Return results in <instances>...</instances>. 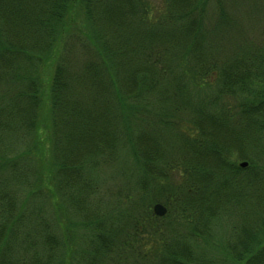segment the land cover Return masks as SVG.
<instances>
[{
	"label": "trees",
	"instance_id": "obj_1",
	"mask_svg": "<svg viewBox=\"0 0 264 264\" xmlns=\"http://www.w3.org/2000/svg\"><path fill=\"white\" fill-rule=\"evenodd\" d=\"M257 1L0 0V264H264Z\"/></svg>",
	"mask_w": 264,
	"mask_h": 264
},
{
	"label": "rangeland",
	"instance_id": "obj_2",
	"mask_svg": "<svg viewBox=\"0 0 264 264\" xmlns=\"http://www.w3.org/2000/svg\"><path fill=\"white\" fill-rule=\"evenodd\" d=\"M257 9H260L261 10V12L264 10V0H258L257 1ZM208 87V86H207ZM206 86H203V87H200L199 88V90L201 91V93H203V92H207V93H209L210 92V88L208 87L207 88ZM202 89H203V91H202ZM204 94V93H203ZM241 163V162H240ZM248 165V164H247ZM246 167V166H245ZM251 201L249 200V206L251 205V203H250ZM261 213V214H260ZM258 215H257V217L255 218V219H253V220H249L250 219V213L249 214H247V216H246V219L247 220H249V221H247V223H244V225H248L247 227H246V229H249L250 227H251V229H252V231H254L256 228L257 229H261L262 227H261V225L264 227V213L263 212H260ZM69 215L70 216H74V214H72V213H69ZM75 218V217H74ZM66 221V220H65ZM222 222H224V220H221ZM226 224L227 225H225L224 226V230H220V233L222 234V236H224L226 239H228V238H231V239H233L234 241H235V239L234 238H232V233H228L229 231L227 230V229H230V225L228 224V222L226 221ZM222 226H220L219 225V228H221ZM226 230V231H225ZM225 231V232H224ZM245 236H246V233H245ZM80 240V239H79ZM245 240H247V237L245 238ZM215 241V240H214ZM236 242H240L239 241V239H238V241L236 240Z\"/></svg>",
	"mask_w": 264,
	"mask_h": 264
},
{
	"label": "water",
	"instance_id": "obj_3",
	"mask_svg": "<svg viewBox=\"0 0 264 264\" xmlns=\"http://www.w3.org/2000/svg\"><path fill=\"white\" fill-rule=\"evenodd\" d=\"M247 164L248 163L246 161H242L240 163L241 167H245V166H247ZM153 210H154L155 214L158 216H164L167 213L166 206L160 202L154 204Z\"/></svg>",
	"mask_w": 264,
	"mask_h": 264
}]
</instances>
